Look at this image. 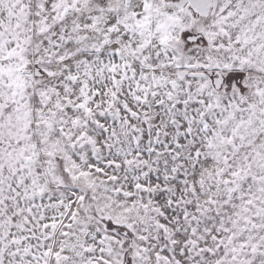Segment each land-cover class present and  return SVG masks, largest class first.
Instances as JSON below:
<instances>
[{"label":"snow or ice","instance_id":"1","mask_svg":"<svg viewBox=\"0 0 264 264\" xmlns=\"http://www.w3.org/2000/svg\"><path fill=\"white\" fill-rule=\"evenodd\" d=\"M0 264H264V0H0Z\"/></svg>","mask_w":264,"mask_h":264}]
</instances>
